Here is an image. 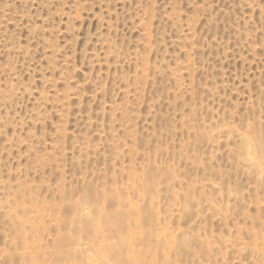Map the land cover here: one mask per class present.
I'll return each mask as SVG.
<instances>
[{
  "label": "rangeland",
  "instance_id": "1",
  "mask_svg": "<svg viewBox=\"0 0 264 264\" xmlns=\"http://www.w3.org/2000/svg\"><path fill=\"white\" fill-rule=\"evenodd\" d=\"M0 264H264V0H0Z\"/></svg>",
  "mask_w": 264,
  "mask_h": 264
},
{
  "label": "bare ground",
  "instance_id": "2",
  "mask_svg": "<svg viewBox=\"0 0 264 264\" xmlns=\"http://www.w3.org/2000/svg\"><path fill=\"white\" fill-rule=\"evenodd\" d=\"M105 223H106L108 226H110V223H111L110 219L106 217Z\"/></svg>",
  "mask_w": 264,
  "mask_h": 264
}]
</instances>
